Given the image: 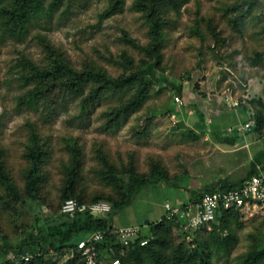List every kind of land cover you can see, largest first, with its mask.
I'll list each match as a JSON object with an SVG mask.
<instances>
[{"label": "rangeland", "instance_id": "1", "mask_svg": "<svg viewBox=\"0 0 264 264\" xmlns=\"http://www.w3.org/2000/svg\"><path fill=\"white\" fill-rule=\"evenodd\" d=\"M132 2L125 0L119 12L101 18L109 0H72L63 13L64 1L50 21L33 24L23 40H0V148L20 195L30 164L25 152L31 129L45 150L35 202L15 201L0 185V246L23 243L31 233H39L37 226L60 214L73 157V197L85 202L97 195L118 199L133 174L150 179L153 167L168 182L188 179L196 150L202 147L201 135L236 130L252 108L264 117L257 103L258 97L264 99V0H189L179 13L169 15L160 59L151 69L156 78L150 81L148 98L115 124H108L106 112L127 95L104 94L88 111L81 110L78 99H69L67 109L58 105L52 113L44 105L34 112L16 108V97L25 90L17 80L24 58L46 68L55 52L77 70L96 66L113 77L145 68L151 61L144 50L150 45L148 25ZM38 35L49 41L53 52L43 47ZM228 94L238 106L227 103ZM73 146L80 150L76 156ZM181 192L165 181L145 184L114 215V223L137 225L148 235L147 222L158 220L163 204L175 205ZM152 237L161 241L155 245L168 263L197 264L203 250L204 261L198 264H249L247 257L264 245V216L232 212L191 238L178 224L167 222ZM71 257L64 253L55 264H66ZM73 264L84 263L78 258ZM135 264L154 262L145 250ZM254 264H264V258Z\"/></svg>", "mask_w": 264, "mask_h": 264}, {"label": "trees", "instance_id": "2", "mask_svg": "<svg viewBox=\"0 0 264 264\" xmlns=\"http://www.w3.org/2000/svg\"><path fill=\"white\" fill-rule=\"evenodd\" d=\"M64 1H66V8L63 10V13H65L68 11L72 0H0V40L5 41L7 38L23 40L33 24L41 25L40 22L42 20L46 22L50 21L54 12L59 10ZM188 1L133 0V9L142 14L145 23L148 25L150 45L144 50L150 56L151 61L145 64V68L130 70L127 74H122L117 77L109 75L104 69L96 66H86L81 70L75 69L70 65L69 61L60 55H56L51 49H48L50 47L49 41L43 35H38V39L43 44V47L46 50L48 49V52H53L49 57L51 65L46 68H39L28 58H24V61L21 63L23 71H19L17 80L20 81V87L25 90L16 97V108L34 112L38 111L40 106L44 105L48 107L49 113H52L57 110L58 105L61 106V109H67L69 99H78L81 110L88 111L89 107H93L95 102L99 101L104 94L118 93L121 96H127L125 98L121 97V102L118 105L112 106L106 112L108 115V124H115L136 112L148 98L151 79L156 78L151 69L155 63L159 62V50L164 43V27L169 22V15L179 13ZM124 2L125 0H109L108 6L100 14V17H108L119 12ZM257 103L264 109V101L259 98ZM254 119L256 128H259L260 124L264 121L263 114L260 110ZM30 141L31 143L25 152V156L30 164L24 172V196L18 193L13 179L5 170L2 160V150L0 148V185L11 198L18 202H24L25 199L35 202L38 198L40 181L39 168L43 162L42 156H44L45 150L35 129H31ZM72 149L74 150L75 156L80 152L76 146H73ZM76 165L77 159L73 157L72 168L69 170L68 178L63 188L62 200L73 197L74 195L73 174L76 170ZM156 180L164 181L165 178L160 169L153 167L150 179L133 174L130 182L126 184L124 193L118 199L104 195L94 196L91 201L106 200L110 203L111 210L105 214L81 212L73 216H68L60 211V214L57 216L46 219L44 222L45 226H37L36 229L39 233H31L25 238L23 243L18 245L6 243L4 246H0V264H16L10 255L12 253H23L26 251L32 253L33 257L29 261L21 264H55L56 257L71 251L74 253L73 257L68 259L66 264H73L78 258L83 262L76 249L77 243L89 233L96 230H103L105 233L103 241L98 243L97 246L106 255L107 259L119 258L122 264H135L139 261L140 255L146 250L152 256L154 264H175L165 261L163 257L165 254L155 245L158 238L152 237L156 228L164 226L167 222L175 221H168L162 216L158 220L148 222L147 227L150 234L142 235L141 232L140 236L131 242L130 246L126 249L120 247L112 232L114 227H119L114 223V215L131 203L139 187L145 184H153ZM73 198L77 199L76 197ZM80 199L79 197L77 200L83 202ZM232 212L236 211H224L218 219L221 220ZM175 223L181 227L178 222ZM182 231L184 236L188 235L183 229ZM197 233H192L191 237H195ZM145 237L151 238H149L147 244L140 245V239ZM193 242L195 243L196 240L194 239ZM109 248L111 254L108 253ZM199 256L197 264L204 261L203 250L199 251ZM176 258L178 257L176 256ZM258 258H264V245L253 250L251 256L247 257L246 262L254 264Z\"/></svg>", "mask_w": 264, "mask_h": 264}, {"label": "built area", "instance_id": "3", "mask_svg": "<svg viewBox=\"0 0 264 264\" xmlns=\"http://www.w3.org/2000/svg\"><path fill=\"white\" fill-rule=\"evenodd\" d=\"M231 106H238L229 94L226 96ZM175 100L181 104L179 97ZM250 123H245L242 129H249ZM163 217L168 221L178 222L182 229L191 238L192 233L198 232L202 227L214 222L222 212L236 211L249 215L261 214L264 216V173H258L246 178L240 185H216L203 190L196 202H188L182 206L172 205L169 202L163 204ZM111 210V205L106 200L80 202L73 197L65 198L61 204V213L73 216L76 213L92 212L105 214ZM120 247L126 249L130 243L136 240L141 233L140 227L135 225L114 227L112 230ZM105 237L103 230L89 233L77 243V251L84 264H122L119 258H106L98 243ZM148 239H140V245L147 244ZM73 256V251L67 253ZM11 259L16 264H21L32 259L33 254L26 251L23 253H12Z\"/></svg>", "mask_w": 264, "mask_h": 264}, {"label": "crops", "instance_id": "4", "mask_svg": "<svg viewBox=\"0 0 264 264\" xmlns=\"http://www.w3.org/2000/svg\"><path fill=\"white\" fill-rule=\"evenodd\" d=\"M252 110L248 112L249 119L243 122L250 123L249 129H242V124L236 128L237 131L229 127L226 135L215 130L199 137L202 147L196 150L195 164L193 171H189L188 179L183 178L181 184L164 180L167 185L182 191L176 196L175 205L194 202L203 190L216 185L237 186L251 175L264 173V121L256 128V112ZM158 182L162 181L156 180L153 184Z\"/></svg>", "mask_w": 264, "mask_h": 264}]
</instances>
